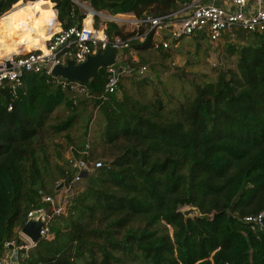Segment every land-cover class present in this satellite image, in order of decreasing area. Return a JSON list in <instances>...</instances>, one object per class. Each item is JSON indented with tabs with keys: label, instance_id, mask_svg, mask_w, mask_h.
<instances>
[{
	"label": "trees",
	"instance_id": "1",
	"mask_svg": "<svg viewBox=\"0 0 264 264\" xmlns=\"http://www.w3.org/2000/svg\"><path fill=\"white\" fill-rule=\"evenodd\" d=\"M17 1L0 0V16L6 13L0 51L6 55L43 47L52 21L67 28L84 18L72 0L13 5ZM78 1L144 19L193 0ZM106 27L122 38L137 31L114 22ZM224 37L243 41L227 45L236 54L235 69L190 81L189 90L158 89L147 72H133L121 74L116 91L103 100L105 69L81 84L85 92L78 96L65 80L43 72L24 74L14 88L3 84L0 257L6 241L22 243L28 211L72 177L67 157L54 148L56 160L49 151L62 136L68 155L88 159L98 151L104 161L52 219L48 236L18 250L16 264H264V233L243 221L264 211V39L240 29ZM152 47L150 34L128 45L137 53ZM127 59L134 70L141 64ZM86 145L89 156L82 154ZM186 206L195 214L185 216Z\"/></svg>",
	"mask_w": 264,
	"mask_h": 264
},
{
	"label": "built area",
	"instance_id": "2",
	"mask_svg": "<svg viewBox=\"0 0 264 264\" xmlns=\"http://www.w3.org/2000/svg\"><path fill=\"white\" fill-rule=\"evenodd\" d=\"M87 10L80 25H72L67 28H58L44 42V47L36 51L9 53L0 56V87L3 84L14 88L20 83L21 78L27 73H45L51 75V69L55 65H64L71 59L74 63L84 62L88 56L103 51L112 46L121 50L117 56L116 65L105 68L106 81L99 96L106 100L110 94L116 91L121 74L131 75L137 72L142 75L147 72L145 64H140L136 70L127 63L120 61L133 54L129 50L130 41H144L146 36H152L153 46L166 50L177 43L183 37L205 34L211 42L218 41L226 33L240 29L247 33L259 34L264 39V0H193L184 4L181 8L155 17L131 20L137 29L131 37L122 38L119 35L110 36L105 25L96 26L95 14L101 15L93 8L85 6ZM119 14V13H118ZM90 20L86 23V18ZM109 21H123L115 15H104ZM142 30H138V28ZM126 52V53H124ZM127 56V57H126ZM128 60V59H127ZM52 76V75H51ZM72 90L85 92L80 87L81 83L68 82ZM75 103V101H74ZM11 107H8L10 109ZM91 149L86 145L83 155H90ZM68 167L73 171L70 180L65 183H57V191L54 194H45L41 197V205L31 209L27 213L28 218L41 217L43 226L40 234L47 237L50 222L63 212L66 203L72 201L82 189L83 173L87 175L91 170L101 167L100 160H94L93 155L88 159L75 158L67 155ZM243 221L251 224L254 229L264 233V211L243 217ZM19 240H10L4 243V253L0 257V264H16L18 250L28 249L35 245L29 238L20 233ZM225 264H233L226 262Z\"/></svg>",
	"mask_w": 264,
	"mask_h": 264
},
{
	"label": "rangeland",
	"instance_id": "3",
	"mask_svg": "<svg viewBox=\"0 0 264 264\" xmlns=\"http://www.w3.org/2000/svg\"><path fill=\"white\" fill-rule=\"evenodd\" d=\"M29 1L31 0H19L13 5L17 4L18 2H23L25 6V4ZM72 1L77 4L80 12L84 13V17L87 11L85 9V6L92 8L86 1ZM53 6L54 3L52 2V7ZM98 13H101V15L95 14L94 16V23L97 26L105 25L106 27L108 22H113L109 21L107 18L104 19L105 17L102 16V14L110 15L107 12ZM5 15L6 13H3L0 16V19L4 18ZM116 15L117 16L115 17L121 18L123 19V21H114V23L123 26L125 30L136 29L131 20H135L137 18H135L132 14L119 13ZM60 27L61 26L58 23V28ZM237 41L238 40L236 39L229 41L228 38L224 36L215 42H211L206 37L201 36L183 37L177 43L171 45V47L166 50L153 46L152 49L149 50L141 51L139 53L133 52L131 56L134 59L136 58L139 63L148 65V71L146 73V76L150 77L151 82L155 84L158 89L166 87L168 88V90L170 89V91L177 92L180 88H185L186 90H189L187 84L190 81H195L199 79L204 81L214 80L217 77L220 69H222V67H224L225 69L234 70L236 54L230 52L228 50L227 45L228 42H235V45H239V42L243 43V41ZM29 49L30 48L23 50L19 48L18 51L16 50V52H27V50ZM12 52H14V50ZM120 62L123 65V62L127 63V59L124 60L123 58V61ZM121 82L122 84L128 83V81L124 79L121 80ZM81 93L83 92L79 90L74 91L75 96H78ZM88 109L90 111H93L92 104H90ZM72 133H75V130H72ZM56 143L60 146H57ZM66 147L67 142L64 140V138L62 136H57L56 138H54L52 146L49 147V151L53 150V155L56 157V160H58V157L55 154L56 150H54V148H59L58 151H60L63 154V157L66 158V156L68 155V152L65 150ZM98 153V151H95V155L93 157L94 160H100L101 162L104 161V159L99 156ZM54 160V158L51 159V161ZM62 163L63 161L61 162V165ZM53 183L55 182L53 181ZM190 208L192 207H183L182 211H185ZM195 211H193L191 215H194Z\"/></svg>",
	"mask_w": 264,
	"mask_h": 264
},
{
	"label": "water",
	"instance_id": "4",
	"mask_svg": "<svg viewBox=\"0 0 264 264\" xmlns=\"http://www.w3.org/2000/svg\"><path fill=\"white\" fill-rule=\"evenodd\" d=\"M121 54V50L108 46L103 51H98L94 55H90L82 63H74L73 60H66L64 65H55L51 69V75L61 78L68 82L86 83L91 81L100 69H105L110 66H115L117 63V56ZM87 174L84 172L83 176ZM195 211L194 208L183 211L185 216H191ZM43 226V219L41 217L28 218L24 225L20 228V233L29 238L32 243H37L43 238L40 234V229Z\"/></svg>",
	"mask_w": 264,
	"mask_h": 264
},
{
	"label": "bare ground",
	"instance_id": "5",
	"mask_svg": "<svg viewBox=\"0 0 264 264\" xmlns=\"http://www.w3.org/2000/svg\"><path fill=\"white\" fill-rule=\"evenodd\" d=\"M90 20V16H88L87 18H86V23L88 22ZM102 24V23H101ZM38 32V31H37ZM31 39V38H30ZM32 40V39H31ZM47 40V39H46ZM45 40V41H46ZM24 41V38L21 40V42H23ZM44 41V42H45ZM35 44V43H34ZM43 47H44V44H43ZM39 48H41V47H39ZM38 48H36V49H29V50H27V51H31V50H34V51H36ZM11 53H16V51H14V52H11Z\"/></svg>",
	"mask_w": 264,
	"mask_h": 264
},
{
	"label": "crops",
	"instance_id": "6",
	"mask_svg": "<svg viewBox=\"0 0 264 264\" xmlns=\"http://www.w3.org/2000/svg\"><path fill=\"white\" fill-rule=\"evenodd\" d=\"M53 22V29H54V31L55 30H57L58 29V24L57 23H55L54 21H52ZM53 31V32H54ZM3 55H6L4 52H2V51H0V56H3Z\"/></svg>",
	"mask_w": 264,
	"mask_h": 264
}]
</instances>
